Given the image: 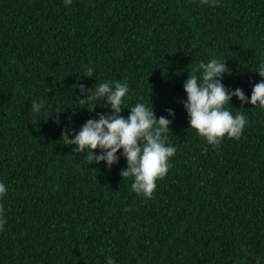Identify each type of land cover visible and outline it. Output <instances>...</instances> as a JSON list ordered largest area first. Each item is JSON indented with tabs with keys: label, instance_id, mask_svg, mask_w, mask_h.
<instances>
[{
	"label": "trees",
	"instance_id": "obj_1",
	"mask_svg": "<svg viewBox=\"0 0 264 264\" xmlns=\"http://www.w3.org/2000/svg\"><path fill=\"white\" fill-rule=\"evenodd\" d=\"M217 5L0 0V264H264V109L233 97L225 107L248 123L214 148L189 129L183 106L192 69L212 58L226 61L225 87L249 99L264 79V0ZM107 81L129 87L125 118L143 103L172 121L166 143L176 151L152 199L121 177L119 152L109 169L60 141L63 129L71 139L110 114L105 101L93 111L79 103V84ZM33 100L44 103L38 115Z\"/></svg>",
	"mask_w": 264,
	"mask_h": 264
},
{
	"label": "clouds",
	"instance_id": "obj_2",
	"mask_svg": "<svg viewBox=\"0 0 264 264\" xmlns=\"http://www.w3.org/2000/svg\"><path fill=\"white\" fill-rule=\"evenodd\" d=\"M65 6H70L72 0H64ZM203 5L218 6L217 0H200ZM229 69L225 59L223 61L212 58L208 62H201L192 69L183 87L186 100L183 106L189 118V129L198 137L206 141L207 145L217 147L225 137L239 140L247 125V118L237 112L233 115L225 106L230 105L233 97L241 104L250 103L253 107L264 109V79L254 84L250 99L244 91L236 88L229 90L222 83L223 76ZM264 78V63L256 71ZM94 69H86L87 77H92ZM197 73H200L197 75ZM81 105H93L105 101V107H110L109 113L98 114V119H88L78 132L65 128L61 132V140L65 146H75L72 151L77 154L87 153L90 164L105 162L110 169L118 163L117 153L126 158L127 168L121 170L123 179L133 178L131 189L137 195L152 199L157 188V181L163 180L170 168L169 161L176 149L167 145V133L171 129L172 121L165 116L156 117L153 106L146 107L143 103L132 106L130 114L125 118L122 113L124 98L129 93L126 82L107 81L96 85L95 89L79 84ZM44 108L41 100L32 101L31 111L40 114ZM63 111L57 110L55 121L59 124V115ZM169 116L174 117L173 110H168ZM52 116V115H51ZM34 123L38 121L35 120ZM122 150V152H121ZM97 151L99 154H97ZM7 193L6 185L0 182V198ZM7 220L3 205L0 204V231H3ZM106 264H115L111 257L106 258ZM259 264V261H257Z\"/></svg>",
	"mask_w": 264,
	"mask_h": 264
}]
</instances>
